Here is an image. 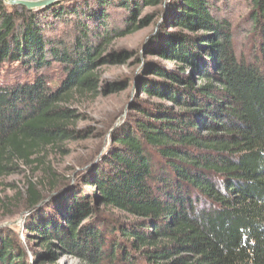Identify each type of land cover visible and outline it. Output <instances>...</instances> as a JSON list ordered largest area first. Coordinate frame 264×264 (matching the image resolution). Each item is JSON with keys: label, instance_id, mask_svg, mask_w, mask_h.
Listing matches in <instances>:
<instances>
[{"label": "trees", "instance_id": "1", "mask_svg": "<svg viewBox=\"0 0 264 264\" xmlns=\"http://www.w3.org/2000/svg\"><path fill=\"white\" fill-rule=\"evenodd\" d=\"M240 1L250 54L231 0H0V179L33 172L0 264H264V0ZM151 24L144 58L170 65H145L146 98L71 187L48 150L89 138L74 104L128 89L102 71L144 65L116 43Z\"/></svg>", "mask_w": 264, "mask_h": 264}, {"label": "rangeland", "instance_id": "2", "mask_svg": "<svg viewBox=\"0 0 264 264\" xmlns=\"http://www.w3.org/2000/svg\"><path fill=\"white\" fill-rule=\"evenodd\" d=\"M230 9L229 15L236 31L238 50L250 54L257 41L256 38L248 36L246 30L249 25L243 23L248 10L240 0H231ZM152 12H154L152 9H145L143 14ZM158 33L155 24H151L141 32L116 43L117 49L142 53L144 65L139 67L135 60H131L127 65L104 68L102 71L104 83L126 81L129 82L128 89L109 97L101 96L95 101L83 102L82 105L74 104L73 107L82 116L80 128L90 132L91 135L88 139L67 144L63 152L48 150V154L46 153L47 163L61 175L70 177L73 182L71 187L75 186V179L81 172L89 171V167L97 164L108 151L111 143L110 131L113 127H118L128 117L132 105L138 98L141 100L146 98L138 89L139 81L144 77L145 65H170L159 57H149L147 60L144 58L143 51L151 44V38ZM1 76L0 71V79ZM32 174L30 169L21 165L13 175L0 179V235L16 233L24 241V224L29 215L25 211L23 199L26 198V181L28 177L33 176ZM38 176H41L40 172L34 177ZM68 264H77V262L69 260Z\"/></svg>", "mask_w": 264, "mask_h": 264}, {"label": "water", "instance_id": "3", "mask_svg": "<svg viewBox=\"0 0 264 264\" xmlns=\"http://www.w3.org/2000/svg\"><path fill=\"white\" fill-rule=\"evenodd\" d=\"M4 3L11 7L26 8L29 11L40 10L51 5L57 4L64 0H3Z\"/></svg>", "mask_w": 264, "mask_h": 264}]
</instances>
